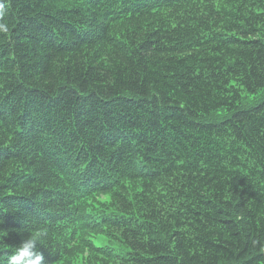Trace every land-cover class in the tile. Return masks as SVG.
Returning a JSON list of instances; mask_svg holds the SVG:
<instances>
[{
  "label": "trees",
  "instance_id": "1",
  "mask_svg": "<svg viewBox=\"0 0 264 264\" xmlns=\"http://www.w3.org/2000/svg\"><path fill=\"white\" fill-rule=\"evenodd\" d=\"M0 13V264H264V0Z\"/></svg>",
  "mask_w": 264,
  "mask_h": 264
},
{
  "label": "clouds",
  "instance_id": "2",
  "mask_svg": "<svg viewBox=\"0 0 264 264\" xmlns=\"http://www.w3.org/2000/svg\"><path fill=\"white\" fill-rule=\"evenodd\" d=\"M2 15V13H0ZM8 26L0 23V33H7ZM40 244L38 234H31L24 238L15 247V250L7 256L6 264H43V255L39 252L37 245Z\"/></svg>",
  "mask_w": 264,
  "mask_h": 264
},
{
  "label": "rangeland",
  "instance_id": "3",
  "mask_svg": "<svg viewBox=\"0 0 264 264\" xmlns=\"http://www.w3.org/2000/svg\"><path fill=\"white\" fill-rule=\"evenodd\" d=\"M92 238L96 245L111 246L118 252H123L124 250V248L118 242L110 240L107 236L103 234L94 235Z\"/></svg>",
  "mask_w": 264,
  "mask_h": 264
},
{
  "label": "bare ground",
  "instance_id": "4",
  "mask_svg": "<svg viewBox=\"0 0 264 264\" xmlns=\"http://www.w3.org/2000/svg\"><path fill=\"white\" fill-rule=\"evenodd\" d=\"M215 240V239H214ZM206 259V258H205Z\"/></svg>",
  "mask_w": 264,
  "mask_h": 264
}]
</instances>
